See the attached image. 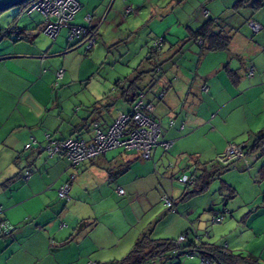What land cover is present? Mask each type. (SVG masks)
I'll list each match as a JSON object with an SVG mask.
<instances>
[{"label": "crops", "instance_id": "obj_1", "mask_svg": "<svg viewBox=\"0 0 264 264\" xmlns=\"http://www.w3.org/2000/svg\"><path fill=\"white\" fill-rule=\"evenodd\" d=\"M78 1L81 9L76 16L81 17L74 20V23L86 25L87 14H92L94 21L99 22V13H102L112 0ZM136 1L139 2L127 0L132 4ZM215 12L219 14L215 17V31L232 37L231 46L227 51L228 57L225 59L226 56H211L222 55L221 53L226 51L207 52V66L211 67L205 75L197 74L199 79L194 81L171 82L166 76L161 77L160 81L166 84L163 88L166 95L163 101L154 104L153 116L163 129L161 141H174V146L168 152L161 146L154 148L150 160L143 159L137 152L117 149L74 169L70 167L65 156H48L43 151L46 135L62 140L83 138L84 134H88L86 140H89L93 136L92 124L97 123L106 130L112 121L123 113L122 110L117 114L112 113L115 106L119 101H125L119 100L113 107L112 101L107 102L108 106L94 107L95 103L109 96L112 91L109 100L118 94L115 84L110 90L103 86L99 93L87 95L89 86L84 88L82 79L74 77L71 69H64L63 79L57 80V72L63 69L61 64L66 60L63 62L57 57L62 55V47L55 45L59 36L50 43L47 36L41 34V14L18 20V27L26 39L0 41V207L3 209L4 218L16 227L12 236L0 239V264H109L116 258L111 259L113 255L108 254V249L111 248L108 243L117 240L120 246L125 235L131 232L122 246L130 250L141 233L147 229L143 227L144 231L139 229L136 232L131 229L121 235L120 225L128 223L109 222L102 228H105V240L95 239L97 226H93L74 241L65 243L79 222L88 219L99 220L108 214L107 210L98 209L105 203L107 195H114L122 203L132 207L142 192L157 188V185L164 191L160 200L162 196L168 195V191H172V194L179 184H172L169 179L177 177L176 170L182 157L192 154V160L197 163L200 162L199 159L207 161V148L201 147L200 142H192L195 137L201 136V131L220 136L221 142L215 147L212 157L216 160L227 145L236 144L238 138L248 135L249 141H245L243 145L251 146L261 133L264 134V92L261 94L264 88V72L256 66L251 68L254 70L253 76L247 75L250 61L242 57V50L243 45H250V42L245 36L238 38L242 36L239 32L232 34L238 24L243 26V19L239 22L225 20L224 27H217L223 14ZM18 15L19 13L9 15L8 24H12ZM211 15L209 12V18ZM249 20L259 24L262 30L258 34L262 33L264 20L257 16L256 19ZM188 29L192 27H188L187 31ZM246 31H252V37L258 35L253 33L251 27ZM166 42L165 38L164 47ZM66 47H69L67 40ZM232 56L241 60V68L247 67L245 74L243 69L233 68L232 63H229ZM250 64L256 63L251 61ZM227 66L238 74L237 80L231 79ZM205 85L208 87L207 91L203 90ZM167 87L170 88L169 91ZM151 94L154 96L153 91ZM260 98L263 110L252 112L253 104ZM149 100L152 101V97ZM128 105L130 107V104ZM230 106L235 111L248 108L252 113L245 115L239 122L237 120L232 133H227V127L234 120L233 114H220ZM32 142L33 146L26 149V145ZM170 159L173 162H170ZM159 165L163 169L162 180L157 179ZM27 169L31 175L25 181L22 173ZM68 173L78 174L71 184L70 191V194L74 191L76 200L81 188L84 192L98 190L99 195L95 201L92 197V200L86 203L87 208H81L74 218L68 215L74 204L72 197L68 204L69 201L58 196V189L69 181ZM118 187L125 190V195L119 196ZM77 202L78 200L74 207ZM152 209L153 206L147 207L143 215H137L141 218L137 222L139 225ZM122 218L128 220L126 216Z\"/></svg>", "mask_w": 264, "mask_h": 264}, {"label": "rangeland", "instance_id": "obj_2", "mask_svg": "<svg viewBox=\"0 0 264 264\" xmlns=\"http://www.w3.org/2000/svg\"><path fill=\"white\" fill-rule=\"evenodd\" d=\"M236 1L239 0H212L211 2H208V0H139L140 3L136 1L132 4L127 0H112L107 8L99 13L101 18H105V21L100 27V37L95 48L92 51H87L83 46L68 50L66 47L67 30L63 29L57 42H54L55 45L62 47V55H57V57L63 62L66 60L61 64V68L66 71L71 69L72 74L75 75L74 77L82 79L84 88L89 86L86 91L87 95L99 93L103 86L110 90L118 80H132L140 72H143L145 74L140 84L141 89L147 93L148 99L152 97V101L156 104L151 93L152 91L153 93L161 92L166 87V84L160 81L162 76H166L168 81L171 82L176 80L178 82L194 81V79H199L197 74L205 75L207 69L211 67L207 66V52H202L198 44L190 40L187 31L188 27H192L194 30L198 29L207 20L204 12V9H207L212 14L211 18L219 15L215 11L223 14V16H220L221 20L217 27H224L225 20L239 22L243 19V26L238 24L232 34L239 32L242 36L238 38L245 36L250 42V45H243L242 57L250 63L251 61L256 63H249L247 75L251 77L252 67L258 66L264 72V30L254 37H252V31L246 30L250 27L249 22L251 20L249 19H256L257 16L259 19L264 20V0H242L239 3L241 6L238 10L234 8ZM19 8V6L14 7L0 14V28L8 29L12 25L11 23L8 24V16L18 14ZM128 8L131 11L127 12ZM104 10L105 12H103ZM20 14L18 19L14 21L17 25L18 20L40 13ZM80 17L81 15L76 16L75 20ZM262 25L264 26V23ZM41 34L45 35L44 33ZM46 38L47 41L52 43L53 40L49 36ZM157 38H166L167 42L165 47L163 44L162 50L158 52L155 60L149 61L148 58L152 52L153 43ZM6 40H14V38L7 37L4 41ZM221 54L211 56H226L225 59H227V51ZM229 63H232L233 68H241V60L235 56L230 58ZM155 66L160 67L161 71H154ZM246 68H241L244 74ZM263 92L264 88L261 94ZM256 95H258V92H256ZM262 107V98H260L257 103L253 104L252 112L263 110ZM128 109L129 105L127 103L119 101L112 113L117 114L121 110L126 112ZM250 112L248 108H240L235 111L232 106L223 110L220 116L231 113L233 114L232 119H234L230 122L231 125L227 127V130H229L227 133H232L235 122L244 119L245 115H249ZM201 133V136L195 137L192 142L196 144L200 142L201 147L205 146L204 148H207V161L203 162L199 159V163H201L199 164L192 160V154H188L179 160L177 174L175 173L177 175L176 179H172V181L169 179L172 184H179V187L172 194V191L167 192L176 201V211L168 209L164 202L160 200V196L164 191L158 185L157 188H149V190L142 192L141 197L132 207L122 203L116 196L109 194L106 196L105 203L98 207L99 210H107L108 214L99 218V220H85L97 226L94 234L95 239H106L103 232L105 228L103 230L102 228L109 222L113 224L115 222L117 224L121 222L128 223L120 225L121 235L131 229L133 232L139 231V229L144 231L143 227H145V229H152V239H172L177 242L181 235L188 234L194 227L198 234L203 236L201 242L226 247L234 253L253 255L258 257L264 264V178L259 173V170L264 166L263 150L253 152L257 156V160L250 161L251 167L249 169L244 168L243 164L240 163L235 168L224 170L205 192L195 195L185 202L178 201L184 186L178 182L177 178L183 173L189 174L190 171L194 170L200 175L202 167L206 166L210 170L217 161L216 158L212 157L215 147L221 142L220 136L204 131H201ZM88 137V134L87 136L86 134L83 135V139ZM248 138V135L245 138H238L236 144L243 145L245 141H249ZM74 139L77 138L74 137ZM170 162H173L172 159H170ZM158 168L157 179L162 180L163 169L160 165ZM223 183L235 189L236 192L233 198L227 197L226 190H222ZM70 197H72V203L74 204L78 200L76 206L74 207L73 204L72 210L68 211L69 217L74 218V215L78 214L80 210L87 208L86 203L91 201L92 197L95 201L99 198V195L98 190L84 192L81 188L77 200L74 191L71 192ZM150 206H153L152 212H149L139 225L137 222L141 218H138L137 215H143L144 209ZM224 211H226L225 218L220 223L213 224L211 222L213 213ZM122 216H126L128 220H124ZM123 226L128 227L123 228ZM131 234L130 232L129 235H125L120 246H118L117 240L107 244L111 247L108 249V254L113 255L111 259L120 260L132 250L135 244L131 246L130 250L122 247ZM189 239H191L190 236ZM178 259L182 264H201V259L198 256L189 257L185 255L173 258L171 262L176 264L179 261ZM104 263L107 262H99V264ZM154 264L167 263L158 261Z\"/></svg>", "mask_w": 264, "mask_h": 264}, {"label": "built area", "instance_id": "obj_3", "mask_svg": "<svg viewBox=\"0 0 264 264\" xmlns=\"http://www.w3.org/2000/svg\"><path fill=\"white\" fill-rule=\"evenodd\" d=\"M81 4L78 0H34L27 5L21 12L22 14H31L39 12L43 17L42 33L49 36L52 40H56L63 29L67 30L66 40L69 44L68 50L85 47L87 51L95 48L99 41V30L105 18H101L99 22L94 21L92 14L85 16L86 25H77L74 23L75 17ZM131 11L130 8L127 12ZM205 15L209 16V11L204 9ZM249 26L254 34L261 32L262 27L251 21ZM8 31L17 39H22L24 36L16 24H13ZM200 43L202 41H199ZM163 39L159 38L154 44L155 51L158 53L162 50ZM254 70L250 71L252 76ZM65 71L63 69L57 72V80L63 79ZM203 90L207 91L205 85ZM113 93V91H112ZM154 105L145 100L144 94H139L136 101L131 105V108L126 113H120L108 126L106 130L101 128L99 124L94 125L93 136L89 140L85 139H55L51 135H46L45 151L50 155H63L67 158L71 168H78L80 165L90 162L98 157L106 155L112 150L122 149L125 151H134L141 155L145 160L152 158L154 148L161 146L166 152L170 151L174 146V141H161L163 129L161 124L152 116ZM173 123V122H172ZM36 141H34L35 143ZM33 142L26 145V149H30ZM251 146L238 145L229 143L225 151L219 156L215 164L222 166L237 167L242 163L243 167L249 169L251 160H257V156L250 149ZM235 163V164H234ZM214 164V165H215ZM231 167V168H232ZM197 171L183 173L177 180L184 187H193L197 179ZM30 170H24L22 173L23 180L27 181L30 177ZM76 173H71L69 181L58 189V196L62 200L70 201L71 184L76 179ZM172 181V179H171ZM119 195H125V190L122 187L117 188ZM165 206L174 210L173 198L169 195H164L161 198ZM3 210L0 207V238L9 235L13 229L4 219ZM226 215L224 212H214L211 222L220 223ZM189 236L191 239H189ZM201 235L193 227L188 234L181 235L178 239V246L184 243L199 245ZM185 256H198L201 259V264H213V262L201 255L195 247L187 252ZM179 260V259H178ZM95 264V263H91ZM169 264H174L170 262ZM177 264H182L179 260Z\"/></svg>", "mask_w": 264, "mask_h": 264}, {"label": "trees", "instance_id": "obj_4", "mask_svg": "<svg viewBox=\"0 0 264 264\" xmlns=\"http://www.w3.org/2000/svg\"><path fill=\"white\" fill-rule=\"evenodd\" d=\"M33 1L34 0H28L24 4L20 5L19 6L20 7L19 8L20 9L19 14L22 13L21 11L27 5L31 4ZM180 1H182V0H180ZM241 1L242 0H239L235 4L234 8L236 10H238L239 7L241 6L239 4ZM34 13H36V12H34ZM31 14H33V13H31ZM31 14H29V15H31ZM17 19H18V17L16 18V20ZM216 23H217V20L215 18H211V17L209 18V16H208L207 20L198 29H196V30L188 29V34H189L190 40L196 42L198 44V46L201 48L202 52L228 51L230 46H231L232 37L228 34H224L222 32L215 31ZM13 24L17 25L16 22H13L12 25ZM12 25H10L9 28ZM17 27H18V25H17ZM8 29L0 28V41L4 40L5 38L10 37V36L14 37L8 31ZM23 36L24 37L22 39H19V40L17 39V37H14V40L20 41V40H24L27 38V37H25V35H23ZM162 39H163V44H164L165 38H162ZM199 41H202V42L200 43ZM92 50H89V51H92ZM156 54H158V53L155 51V48L153 45L152 52H151L148 60L149 61L155 60ZM226 68H227V73L230 75L231 79L233 81L237 80L238 74L234 70H231L230 68H228V66ZM154 71L160 72L161 68L158 66H155ZM144 74L145 73L140 72L132 80H127V79L118 80L114 85L115 90L118 93L113 97L114 99L111 98V100H109V96H112L111 94H113L111 92V94H109V96L107 95L103 99H101L100 101L95 103L94 107H97V106L101 107L103 105L108 106L107 102H109V101H112L111 107H113L117 101L123 100L126 103L130 104V107H129V110H130L131 105L136 101L138 95L141 93L144 94L145 100L147 102L152 103L154 105L155 103L148 99L147 93L145 91H143L141 89V86H140L141 81L144 77ZM58 81H60V80H58ZM165 95H166L165 90L158 92V93H154V96H155L154 99L156 100V102H161L164 100ZM154 108H155V105H154ZM154 111H155V109H154ZM123 113H126V112H123ZM153 114H154V112H153ZM95 124H97V123L92 124L93 129H94ZM79 139H83V138H79ZM250 149L253 152L255 150H263L264 151V134L263 133H261L256 138L254 143L251 145ZM45 153L48 156H50L46 151H45ZM231 167L232 166H222V165H217V164H215L213 168H210V170L206 166L202 167L200 175L197 174V179H196L195 185L193 187H183V190H184L183 194L178 198V201L185 202L195 195L202 194L203 192H205L208 189V187L211 185V183L215 179H217V177H219V175L222 171L228 170ZM259 173H260L261 177L264 178V166L259 170ZM173 179H176V178H173ZM222 190H226L225 192L228 193L227 197H229V198L230 197L233 198L235 196V192H236L235 189H233L231 186H229L225 183H223V185H222ZM173 201H174V210L176 211L177 204H176V201L174 199H173ZM7 223L9 224V226L12 227L13 231L9 235H6L5 237H1L0 239L8 238V237L12 236L13 233L15 232L16 227L14 225H12L11 223H9L8 221H7ZM93 226H94V223H88L85 220L79 222L78 226L74 230V233L66 240L65 243H70V242L74 241L75 239L80 237L85 231L92 228ZM151 236H152V229L145 230L144 232L141 233V235L137 239L132 250L124 258H122L120 260H113L109 264H154L158 261L161 263L169 264L173 258H178L182 255H186L187 252L190 251L193 247H195V249L201 255L209 258L214 264H263L259 260L258 257H255L253 255H249V254L245 255L242 253H234L232 251H229L226 247H220V246H217L214 244H207V243H200L197 246H193L192 244H189V243H184L186 245L181 244L178 246L177 241H175V240H172V239L155 240V239H152Z\"/></svg>", "mask_w": 264, "mask_h": 264}, {"label": "water", "instance_id": "obj_5", "mask_svg": "<svg viewBox=\"0 0 264 264\" xmlns=\"http://www.w3.org/2000/svg\"><path fill=\"white\" fill-rule=\"evenodd\" d=\"M26 1H28V0H0V13L8 11L14 7H18L22 4H24ZM53 41H55V40H53ZM244 147H246V146L244 145ZM43 151L45 152L44 148H43ZM202 237L203 236H201V238L199 239L200 243H203V242H201Z\"/></svg>", "mask_w": 264, "mask_h": 264}]
</instances>
